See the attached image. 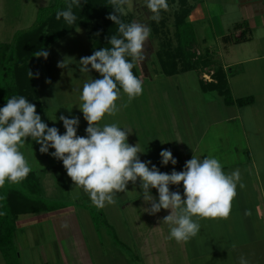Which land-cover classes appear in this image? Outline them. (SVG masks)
I'll use <instances>...</instances> for the list:
<instances>
[{
    "label": "crops",
    "instance_id": "obj_1",
    "mask_svg": "<svg viewBox=\"0 0 264 264\" xmlns=\"http://www.w3.org/2000/svg\"><path fill=\"white\" fill-rule=\"evenodd\" d=\"M256 8L255 4L251 6V4L243 2L241 9L242 12L243 10L246 12L248 17H253L257 14ZM261 8L260 13L264 14V6ZM195 11L196 6L193 5L190 17ZM200 16L198 15V17ZM205 23L206 21L203 22V24ZM244 23L248 24L249 21L244 20ZM261 28L263 29L260 31L259 38L260 42H262L261 45L263 44V48L259 52L253 50L247 51V49L237 51L235 49L237 46L247 45L248 41H253V39H249L245 42L234 43V39L242 33L240 29L237 30V36L234 39L232 36H228L227 40L223 43L224 48L228 51L227 56L229 57V61L221 67L227 73V80L232 96L235 99L253 96L255 98L254 104L246 107H240L236 104L226 105L217 93L201 90V79L204 82L213 81L212 74L214 73L216 63L213 56V66L199 70L197 80L195 81L199 92L193 104H190V109L194 116L190 120L193 121L197 117L200 120H196L195 124L194 122L190 123L193 125L192 127L198 129L193 136V143L187 150H182L181 153L179 152V155L173 156L178 161L173 166L174 168L164 166V169L161 170V172L169 174H171L172 168L175 171L177 169L178 172L183 171L186 161L191 160L193 155H195L201 160L209 156L218 159L225 174H231L236 170L240 172L241 182L245 187L240 188L239 184H237V195L232 202V210L227 218L193 217L200 224V231L195 237L191 238L192 244H194L191 248L193 252L191 254L195 255L194 259H198L196 262L199 264H239L241 257L246 258L248 264H264V65L260 63L259 67L249 68L250 64L264 61V24ZM202 40L204 44L207 43V39ZM148 42L150 46L148 47L147 42L145 46L146 59L136 65L138 76L143 77V88L146 86L145 84L152 86L161 78H164V80L170 79L171 82L179 84L181 76L189 72L172 77L165 76L161 71L156 56L159 47L158 40L149 39ZM207 50L209 51L210 49L207 48ZM195 52L197 56L204 58L203 54L198 52V50H195ZM209 56H212V54L206 52L207 59ZM190 83L191 80H189L188 84ZM120 92L123 93L122 88ZM125 100L120 98L116 103L126 107ZM133 100L135 103L139 102L137 98ZM184 101L187 103L186 98L182 97V103L186 105ZM81 103L80 100H76L73 102V105L76 106ZM158 108L159 106L154 108L153 111L156 113V109ZM140 109L135 112L140 119H129L128 116H131L130 114L134 111L128 110L127 112L124 110L120 115L109 116L111 119L109 123H116L119 127L126 129L130 133L128 136L129 144L135 146L139 143L142 151L152 152L151 155L154 154L152 159L146 156L148 155L147 153H141L140 159L142 162L153 161L152 164L154 165V162L158 161L155 158L157 150L159 148L163 149L160 144H156L157 139H164L166 135L171 136L172 130L175 134L178 132L175 125L173 127L170 126L171 129L169 128L166 132H164L165 129L156 130L162 125L156 126L159 123H154L155 120L148 121L146 117L149 113L145 112L142 108ZM163 111L165 110H162V115ZM125 117H127V121ZM101 123H105V121ZM152 125L153 127L150 128ZM52 127H57L53 124V121ZM87 127L88 124L85 123L82 127L83 134L81 133L80 136L86 137ZM181 134L183 133L181 132ZM77 135L79 136V132H77ZM152 139L156 144H154L155 146H153ZM241 139L244 144L242 152H239V146L236 147V143ZM148 144L150 145L147 146ZM150 146L153 147L151 148ZM157 165L159 166V164ZM161 165L163 166L162 163ZM65 170L63 162L58 159L54 166L43 168V171L46 173L45 175L48 174V179L47 182H44V177L41 175L40 189L43 191L40 192V195L42 198L45 196L47 199L48 196L51 197L53 192L57 193L58 191H61L58 195L63 198L64 190L68 193L71 192L67 187V179L64 178ZM70 183L71 189H73L75 184L71 178ZM130 184L132 183L129 182ZM132 186L135 188L139 187V182L137 181ZM80 190L85 198L88 199L89 195L82 188ZM142 191L140 189L139 196L132 200H124L122 202L115 197L114 205L117 215L123 221L125 231L128 232L130 241H132L134 253H131L129 256H124L120 249H115V251L106 249L108 248L107 243H110L112 248L115 246L112 235L106 228L99 227L100 232L97 230V227L94 225L93 216L91 213H88L87 208L77 210L78 207H71V205L75 206V202H71L74 201V197L70 195L71 197L67 196L69 198V207L65 206L62 209L41 214L19 216L16 225H18L17 229L22 230L23 235H19L16 229L14 238L15 245L18 247L19 263L172 264L169 261H182L180 264H188L187 261H191L190 255L188 259L187 244L189 240L178 243L174 238H170V227L162 222L163 218L170 214V210L162 209L157 214L158 222L157 218L153 221L148 220L152 216L148 213V208L151 205L143 201ZM170 191H179L183 196V185H171ZM150 192L158 199V191L156 189H150ZM246 211L250 212V215H245ZM79 212L82 214L80 217L78 216ZM31 215L39 216L31 217ZM21 217L24 218V221H20L22 223H19ZM79 218H83L84 222L87 223L84 231L82 230V225H80ZM144 218L147 219V223L143 221L145 226L139 230V226H136V224ZM135 219L138 222L135 223ZM208 222L211 223V228L203 229L202 225ZM65 223L69 225L67 228L63 227ZM43 225L47 228L48 232H46ZM88 241L92 247H89ZM116 246H118L117 243ZM156 248L157 251L154 252ZM90 250H92V253ZM26 254L28 257L32 255L31 257L34 258V261H23V257ZM0 255L2 258L0 264H8L4 260L1 251Z\"/></svg>",
    "mask_w": 264,
    "mask_h": 264
},
{
    "label": "clouds",
    "instance_id": "obj_2",
    "mask_svg": "<svg viewBox=\"0 0 264 264\" xmlns=\"http://www.w3.org/2000/svg\"><path fill=\"white\" fill-rule=\"evenodd\" d=\"M127 3L128 0H110L113 12L107 19L115 23L119 33L106 38L111 47L95 50L78 62L81 72L94 70L101 77L86 81L79 97L82 102L79 109L88 124L86 137L77 135L79 117L60 116L66 129L61 135L58 128L42 121L35 104L24 96L7 98L6 105L0 108V186L6 180L21 181L31 172L20 151L30 137L40 145L41 153H49L50 148L55 150L51 154L63 162L76 188H82L97 208L115 203L117 193L128 192L129 182L135 185L139 180L143 201L151 205L148 213L156 215L162 209L170 210L162 222L169 225L170 238L179 243L199 233L200 224L193 217L227 218L237 195V184L240 188L245 185L239 170L225 174L220 161L211 156L201 160L193 155L186 161L183 171L161 172L151 161H141L140 154L144 152L139 143L135 146L128 143L130 133L126 129L116 123H101L106 115L115 116L120 110L116 102L120 99L121 88L129 102L143 92V77H137L132 70L146 59L145 46L151 30L142 23H124L120 19ZM74 5L80 7L81 0H71L66 10H57L56 19L63 17L67 24L75 23ZM146 6L157 22L160 12L169 7L167 0H146ZM33 55L46 60L49 52L41 48ZM66 66V58L58 62L61 69ZM28 75L34 78L31 70ZM160 156L165 166L178 163L171 150H162ZM181 184L183 196L179 191H170L171 185ZM153 188L158 191V199L150 192ZM245 215L250 212L246 211ZM68 226L67 223L63 225ZM239 264H248V261L241 257Z\"/></svg>",
    "mask_w": 264,
    "mask_h": 264
},
{
    "label": "rangeland",
    "instance_id": "obj_3",
    "mask_svg": "<svg viewBox=\"0 0 264 264\" xmlns=\"http://www.w3.org/2000/svg\"><path fill=\"white\" fill-rule=\"evenodd\" d=\"M189 1L191 4L196 6L195 13H193L192 16L189 18V21L193 24V27L195 28L198 38V39L196 38L197 44L194 46V49L202 53L203 54L202 56H204V58H207L206 52L212 54V56H209L208 59H212V57L214 56V59L216 61L215 63L216 67L222 66L223 64H227V62L229 61V57L227 56L228 51L227 49L224 48L223 45L224 38L227 36L230 37L232 36L234 39V37L237 36L236 35L237 30H239L241 27L240 26L241 23L243 26L244 20L249 21V23L244 29L242 27L240 30H242V32L244 30L245 31L247 30L246 36L249 39H253V41H248L247 45L237 46L235 49L237 51H241L242 49H247V51L253 50L259 52L263 48L262 47L263 44L261 45L262 42H260L259 35H260V31L263 29L261 27H263L264 24V14L260 13V9H262L261 7L264 6V0H189ZM51 2L52 0H0V41L2 42L0 44V62H3L5 67H7L6 72L10 71L11 68L13 67L12 66L13 63L17 61L16 59L17 56L14 54L15 52L14 49L9 48L10 46L8 47L6 45L8 44L12 45L13 39L17 34V32L30 29L35 23L38 10L40 8L47 7L48 5L51 4ZM167 2L169 3V7L167 9L166 15L164 14L165 16L164 15L160 16V18L161 17L165 18L167 25L166 28L169 30V32L172 33L174 30V26H173L174 14L179 9V5H178V0H174V1L167 0ZM243 2L244 3L246 2L247 4H251V6L255 4V6H257L256 8L257 14L253 17L250 16L248 17L246 12H244V10L242 12L241 8ZM123 7H124V14L127 15L126 17L128 19L130 18L132 19L131 15H133L134 20L132 19V22L134 21L137 23H142L150 28V21L152 19L151 17L153 14L147 8L145 0H128V3ZM198 15L201 16L198 17ZM203 20L206 21L205 24H203L204 22ZM93 27L94 24L89 25V27L77 28L76 30L72 31L66 36L58 39L49 48H46V50L49 52V56L46 60L43 57L39 59L34 57L29 62L30 69L33 72L35 78L40 100L44 107L43 113L40 114L42 121L48 124L49 127H52V121H53V124L58 127L61 135H63L66 132V129L64 128L63 122L59 119L60 116H65L68 118L79 117L80 125L77 132H79V136L81 135L82 127L87 122H85L83 113L79 109V105L74 106L73 102L76 100H80L79 97L82 91V87L86 81L92 78L93 79L101 78L100 74L95 72L94 70L89 73L81 72L80 65L78 64L79 60L82 57L91 56L93 54V48H92L93 47L92 41L94 39ZM202 39H207V43L204 44ZM147 45L148 47L150 46L149 42H147ZM207 48L210 50L208 51ZM65 58L67 59V66L64 69H61L58 67V62L64 60ZM260 63L264 65V61L255 62L253 64H250L249 68L253 69V67H259ZM1 70L3 69L0 67V71ZM37 73L39 74L38 76H36ZM198 73H199L198 71H192L185 75H182L179 84L171 82L170 79L164 80V78L158 79L156 83L153 84L152 86L150 85L147 86V84H145L146 86L143 88L142 94L136 96V98L139 100L138 103H135V101L133 100L136 98H133L131 102H129L128 96L121 92L120 98L126 99L125 100L126 107L117 104L120 109L117 112V115H120V113H122L124 110H126L127 112L128 110L129 111L132 110L134 112L130 114L131 116H128V118L138 119L139 116L138 114L136 115L135 112H137V110L142 108L145 112L149 113L148 116L146 117L148 121L155 120L154 123H159L156 126H160V124L162 125L158 127L156 130L165 129L164 132H166V130H168L170 126L172 127L174 125L176 126L178 133L175 134V132L172 130L171 136L168 135L165 136V138L168 141L165 138H164L165 140L162 138L160 140L157 139L156 144L157 145L160 144L163 149L159 148L157 150L155 158L158 161L154 162V165L160 171L164 169L163 167L165 166V165L163 166L161 165V160H160L161 159L160 152L162 150H171L173 156H176L179 155L182 150H187L193 143V136L196 134V131L198 129L192 127L193 125L190 123L194 122L195 124V121L196 120L199 121L200 118L197 117V119L194 118L193 121L190 120L192 117H194L192 110L190 109L191 108L190 104H193L194 99L196 98L197 93L199 92V88L195 83L198 77ZM188 79L191 80L190 84H188L189 83ZM48 81H51V83H48ZM182 97L186 98L187 103L184 101L186 105L182 103ZM137 104H141V105L137 106ZM157 106H159V108L156 109L157 112L155 113L153 109L156 108ZM163 109L165 111H163L164 113L162 115ZM200 112L203 113L204 111H200ZM123 119H124V115H123ZM125 120L127 121V117H125ZM103 121H105V123H109L111 119L109 118V116L106 115ZM152 127L153 125L150 126V128ZM181 132L183 134H181ZM161 141L164 143H162ZM152 142H153V146H155L156 144L153 139ZM243 144L244 143L242 139L237 141L236 147L239 146L238 149L239 152H242L241 150L243 148ZM149 145L150 144H148L147 146ZM153 146L150 147L152 148ZM39 149H40V145L29 137L27 138L23 146L20 148V151L25 156L29 166L31 167V171H34L37 177L39 178V183L41 187V180H42L41 175L44 177V182H47L48 179V174L45 175L46 173L43 171V168L54 166L56 164L57 159L51 154L55 151L54 149L50 148L49 153L47 154L41 153ZM143 151L145 154L146 153L148 154L146 156H149L152 159L154 155V154L151 155L152 152L149 151L150 152L149 153L146 152V150ZM157 164H159V166ZM173 166L175 165H172L171 163L167 165V167H173ZM149 167H151V165ZM173 168L171 169V172L173 171ZM64 178L67 179V187L71 192L68 193L67 191L64 190L63 198L62 196L58 195L61 193V191H58L57 193L53 192L51 194V197L48 196L47 199L44 196L43 197L45 198L44 201L49 202L54 206L59 205L61 206L60 209H62L65 206L69 207L68 206L69 198H67V196L69 197L70 195H72L74 197V201L71 202H75V206L70 204L71 207H76V208L78 207L77 210H80L81 208L82 209L87 208V210L89 211L88 213H91V215L93 216V221L95 223L94 225L97 227V230L100 232L101 230L98 229L99 227L106 228V230L108 229L109 233L112 235V239L113 241H115V246H113L114 248L113 249L112 246H110V243H107V247H108L106 248L107 250L115 251V249H120L124 256H129L131 253H134V250L132 248V241H130V235L128 234L127 231H125V226L123 224V221H121L119 215H117V211L114 203L106 204L105 207L103 208H97L91 202L90 197L88 199L85 198L80 188H76L75 186L73 189H71L70 178L68 177L66 170L64 172ZM138 182H139V187L136 186L137 188H135L134 186H132V184L130 185L128 184L127 191L129 189L130 190L128 192L117 193L116 199L123 202L124 200H132L138 197L141 189L140 181L138 180ZM42 191H43L42 189H39V192ZM78 214L79 217L80 215H82L80 214V212ZM157 214L150 216L148 220L153 221L157 218V222H158ZM37 216L39 215H31V217H37ZM153 216L154 218H152ZM103 218H105L106 220ZM20 221H24V218L21 217L19 219V223H22ZM79 221H80V225H82V230L84 231V228L87 223L84 222L83 218H79ZM143 221L147 223V219L144 218L143 220L139 221V223L136 224V226H139V230L143 226H145ZM136 222H138L137 219H135V223ZM210 224H211L210 222L204 223L202 225V228L209 229L211 228ZM44 229L46 230V232H48L45 226ZM17 230L19 235H23L21 229H17ZM33 230L36 232L35 229ZM116 243L118 244V246H116ZM88 245L89 247H92V245L90 246L89 241H88ZM193 245L194 244H192L190 238L187 244L188 246L187 248L189 252L188 259L190 255L191 261H187V262L188 264H199L196 262L198 261V259H194L195 255L191 254L193 253L191 249ZM14 247L16 249V253L14 252L13 256L14 258H16L15 254H17L18 256V251H17L18 247L15 245V242H14ZM164 250L166 253V247ZM156 251L157 248L155 249L154 252ZM90 252L92 253V250H90ZM117 255L119 256L118 253ZM31 256L28 257L26 254L23 257V261H30V260L34 261V258H32ZM4 260L6 261L5 258ZM0 261H2L1 255H0ZM14 261L19 262V259L16 258V260ZM169 262H172V264L173 263L180 264L182 261H169Z\"/></svg>",
    "mask_w": 264,
    "mask_h": 264
},
{
    "label": "trees",
    "instance_id": "obj_4",
    "mask_svg": "<svg viewBox=\"0 0 264 264\" xmlns=\"http://www.w3.org/2000/svg\"><path fill=\"white\" fill-rule=\"evenodd\" d=\"M70 2L71 0H52L50 5L40 8L34 25L30 29L17 32L12 45H6L14 49L17 61L13 63V67L8 72H6L7 67L4 63L0 62V67L4 70L0 71V108L6 105L7 98L24 96L30 103L35 104L38 115L43 113L44 107L40 100L35 78L31 79L28 75L31 70L29 62L35 57L33 53L37 50L49 48L58 39L77 28L89 27L91 24H94L93 52L104 47L110 48L111 45L106 38H110L111 35H119L115 23L107 19L113 12L110 0H81L80 7L73 6L72 11L77 20L72 25L67 24L63 17L59 20L56 19L57 10H66V6ZM178 5L179 9L174 14L172 33L166 28L165 18L161 17L158 22L153 19L150 21L151 35L149 39L158 40L157 61L162 73L167 77L204 70L213 66L212 59L197 56L194 51L196 32L193 24L189 21L193 5L189 0H178ZM166 12L167 10H162L159 15H166ZM126 16L124 13L120 16L124 23H131L132 19L134 20L133 15H131L132 19H128ZM247 25V23H243L242 26L241 23L240 26L246 27ZM246 32L247 30H244L239 37L234 39V43L248 41ZM227 38L228 36L224 38V41ZM132 71L139 77L136 66ZM212 78L211 82H204L201 79L202 91L217 93L226 105L236 104L246 107L254 104L253 96L236 99L232 96L227 73L223 67L215 66ZM39 189V178L34 171H31L21 181L6 180L4 185L0 186V251L8 264H19L18 261H14L18 258L17 254H15L16 258L13 256V253H16L14 238L19 216L52 212L61 208L59 205L54 206L45 202Z\"/></svg>",
    "mask_w": 264,
    "mask_h": 264
}]
</instances>
